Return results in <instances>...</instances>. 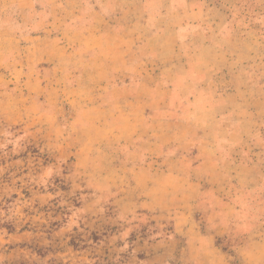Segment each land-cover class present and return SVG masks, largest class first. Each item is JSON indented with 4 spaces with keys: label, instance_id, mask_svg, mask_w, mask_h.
Instances as JSON below:
<instances>
[{
    "label": "crops",
    "instance_id": "1",
    "mask_svg": "<svg viewBox=\"0 0 264 264\" xmlns=\"http://www.w3.org/2000/svg\"><path fill=\"white\" fill-rule=\"evenodd\" d=\"M242 2L0 0V114L53 127L63 103L88 126L78 171L115 144L118 206L170 223L195 264H223L235 225L264 264V103L243 76L261 40L230 24Z\"/></svg>",
    "mask_w": 264,
    "mask_h": 264
},
{
    "label": "rangeland",
    "instance_id": "2",
    "mask_svg": "<svg viewBox=\"0 0 264 264\" xmlns=\"http://www.w3.org/2000/svg\"><path fill=\"white\" fill-rule=\"evenodd\" d=\"M235 11L230 24L253 27L261 40L243 76L254 88L250 95L264 103V8L243 0ZM63 107L68 112L45 128L13 117L16 104L6 120L0 114V264H195L170 223L160 227L148 214L115 203L118 188L107 174L115 144L94 150L97 165L88 168L94 174L78 171L76 153L88 126ZM200 226L204 232L201 219ZM240 232L233 225L216 240L223 264H247L236 251Z\"/></svg>",
    "mask_w": 264,
    "mask_h": 264
}]
</instances>
